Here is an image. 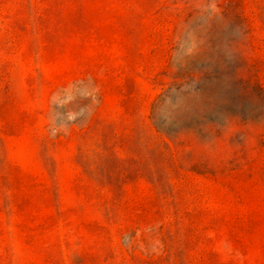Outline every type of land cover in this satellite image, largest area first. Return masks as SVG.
I'll list each match as a JSON object with an SVG mask.
<instances>
[{"label":"rangeland","instance_id":"rangeland-1","mask_svg":"<svg viewBox=\"0 0 264 264\" xmlns=\"http://www.w3.org/2000/svg\"><path fill=\"white\" fill-rule=\"evenodd\" d=\"M0 264H264V0H0Z\"/></svg>","mask_w":264,"mask_h":264}]
</instances>
